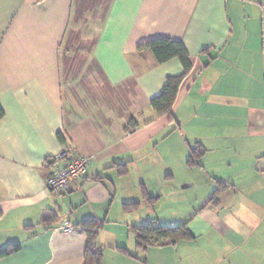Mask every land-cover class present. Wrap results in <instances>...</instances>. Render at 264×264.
Instances as JSON below:
<instances>
[{
	"label": "crops",
	"instance_id": "crops-1",
	"mask_svg": "<svg viewBox=\"0 0 264 264\" xmlns=\"http://www.w3.org/2000/svg\"><path fill=\"white\" fill-rule=\"evenodd\" d=\"M161 38L191 70L155 117L182 72L137 51ZM0 106V251L19 245L0 264H85L87 222L98 264H264V0H0ZM65 147L91 162L57 196ZM150 221L193 239L137 247Z\"/></svg>",
	"mask_w": 264,
	"mask_h": 264
},
{
	"label": "trees",
	"instance_id": "trees-1",
	"mask_svg": "<svg viewBox=\"0 0 264 264\" xmlns=\"http://www.w3.org/2000/svg\"><path fill=\"white\" fill-rule=\"evenodd\" d=\"M137 51H148L153 56L155 62L159 65L164 64L170 60L176 59L182 69L181 74L177 76L167 77L164 85L162 86L158 96L152 98L149 102L150 109L154 112L155 117H159L169 113L175 98L177 96L178 89L189 74L191 70V64L189 61V54L185 46L181 42H174L172 40L161 38L148 41L146 43L138 46ZM4 112L0 106V120L3 118ZM139 126L137 120H130L128 126L126 127V132L132 131ZM201 151L195 148L189 158V163L198 160L201 157ZM125 167L118 169L120 174L125 173ZM74 185V184H73ZM217 189L214 192L213 197L218 196L231 188V186L224 185L221 182L216 183ZM50 192V191H49ZM51 193V192H50ZM138 209L137 203H129L124 205L125 211H131ZM81 226V231L87 237V245L85 248V264H98L101 259V250H97L96 238L98 235V229L100 225L94 222L83 223ZM75 231L78 228L74 227ZM132 235L134 236V241L137 247L146 248L153 246L158 243V240H164L168 245H173L178 242L189 241L193 239L192 234L188 231L187 225L179 227H162L157 223L150 221L149 223L142 225L137 228H132ZM19 249L18 244H13L0 251V259L17 252Z\"/></svg>",
	"mask_w": 264,
	"mask_h": 264
},
{
	"label": "built area",
	"instance_id": "built-area-1",
	"mask_svg": "<svg viewBox=\"0 0 264 264\" xmlns=\"http://www.w3.org/2000/svg\"><path fill=\"white\" fill-rule=\"evenodd\" d=\"M90 162L89 158L76 156L73 148H63L49 161L50 173L45 181L46 189L57 196L67 193L73 184L85 177ZM60 229L65 233L74 231L67 222Z\"/></svg>",
	"mask_w": 264,
	"mask_h": 264
},
{
	"label": "rangeland",
	"instance_id": "rangeland-1",
	"mask_svg": "<svg viewBox=\"0 0 264 264\" xmlns=\"http://www.w3.org/2000/svg\"><path fill=\"white\" fill-rule=\"evenodd\" d=\"M55 157H56V156H55ZM53 158H54V157H53ZM53 158H51V159H53ZM130 237H131V239L133 240V237H134V236H133V235H130Z\"/></svg>",
	"mask_w": 264,
	"mask_h": 264
}]
</instances>
